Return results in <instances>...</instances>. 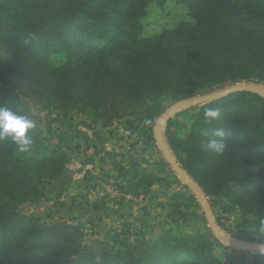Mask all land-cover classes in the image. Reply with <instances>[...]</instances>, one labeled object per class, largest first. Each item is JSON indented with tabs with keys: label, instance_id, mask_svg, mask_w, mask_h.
Wrapping results in <instances>:
<instances>
[{
	"label": "trees",
	"instance_id": "16d2710c",
	"mask_svg": "<svg viewBox=\"0 0 264 264\" xmlns=\"http://www.w3.org/2000/svg\"><path fill=\"white\" fill-rule=\"evenodd\" d=\"M185 1L194 23L143 38L149 0H0V105L34 120L24 100L32 98L44 110L106 125L214 87L264 84V0ZM58 54L65 56L63 68L51 61ZM210 107L219 109V119L204 117ZM171 126L170 120L169 146L206 196L225 190L242 219L264 228V99L238 92L205 107L183 135ZM217 130L225 134L221 153L207 147ZM32 135L25 153L0 138V264H218L215 249H230L197 232L126 238L93 250L79 226L23 212L21 205L41 197V186L57 178L66 158L40 140L37 127ZM145 138L154 141L152 132ZM249 241L264 242V233Z\"/></svg>",
	"mask_w": 264,
	"mask_h": 264
},
{
	"label": "rangeland",
	"instance_id": "374dc122",
	"mask_svg": "<svg viewBox=\"0 0 264 264\" xmlns=\"http://www.w3.org/2000/svg\"><path fill=\"white\" fill-rule=\"evenodd\" d=\"M184 22L194 23L185 0H149L141 18V37L170 34ZM51 61L58 68L66 64L62 54L52 56ZM237 84L264 87L257 81ZM237 84L214 87L189 98ZM189 98L167 103L160 111L138 109L106 125L75 112L64 116L44 110L34 99L24 98L35 114L40 140L61 148L66 158L63 171L57 178L45 181L41 197L22 204V211L35 215L43 223L66 222L79 226L84 245L93 250L101 245H113L114 241L118 246L126 238L156 241L164 236L204 232L216 239L200 201L165 159L154 139L156 121L170 106ZM217 100L181 108L164 125L163 140L180 164L166 137L169 121L174 133L181 136L197 121L201 111ZM149 132L153 133L152 142L145 140V133ZM188 175L199 185L195 177ZM206 197L217 232L224 241L234 237L252 242L250 238L264 233V228L253 218L242 219L240 208L231 202L225 190ZM215 254L218 264H264V250L245 252L217 247Z\"/></svg>",
	"mask_w": 264,
	"mask_h": 264
},
{
	"label": "water",
	"instance_id": "95a60500",
	"mask_svg": "<svg viewBox=\"0 0 264 264\" xmlns=\"http://www.w3.org/2000/svg\"><path fill=\"white\" fill-rule=\"evenodd\" d=\"M244 92V93H251L258 95L264 98V87L259 86H245V85H233L230 88L223 89L221 91H216L213 93H209L204 96L194 97L185 99L175 103L174 105L170 106L167 111L156 121L154 127V139L157 145L162 149V153L168 163L172 166V168L183 178L187 187H189L193 193L196 195L198 200L201 203V207L209 220L210 227L215 231V238L225 247L230 249H235L239 251L245 252H253V251H262L264 250V243H252V242H245L234 237L228 238L224 241L219 233L217 232V228L215 225L213 214L210 210L207 197L203 192L202 188L197 185L188 175V173L182 168L181 164L174 158L172 155L169 147L163 140V127L166 122L173 117V115L181 108L184 107H196L200 105L207 104L211 101L216 99H220L223 97H227L233 93Z\"/></svg>",
	"mask_w": 264,
	"mask_h": 264
},
{
	"label": "clouds",
	"instance_id": "9594fccd",
	"mask_svg": "<svg viewBox=\"0 0 264 264\" xmlns=\"http://www.w3.org/2000/svg\"><path fill=\"white\" fill-rule=\"evenodd\" d=\"M203 115L208 120H215L219 119L220 111L218 108L210 107L205 109ZM35 127L36 123L30 116L0 105V138L10 139L21 153L28 152L32 148L34 144L32 132ZM224 135L222 130H217L208 138V149L217 153L223 152L226 147Z\"/></svg>",
	"mask_w": 264,
	"mask_h": 264
}]
</instances>
